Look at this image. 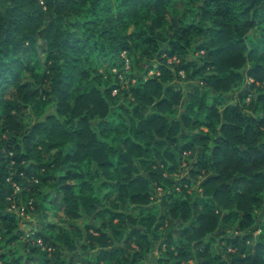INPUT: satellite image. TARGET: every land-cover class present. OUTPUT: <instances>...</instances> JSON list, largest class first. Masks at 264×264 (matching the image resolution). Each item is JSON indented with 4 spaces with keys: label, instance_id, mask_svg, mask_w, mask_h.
Instances as JSON below:
<instances>
[{
    "label": "trees",
    "instance_id": "obj_1",
    "mask_svg": "<svg viewBox=\"0 0 264 264\" xmlns=\"http://www.w3.org/2000/svg\"><path fill=\"white\" fill-rule=\"evenodd\" d=\"M261 211L264 0H0V264H264Z\"/></svg>",
    "mask_w": 264,
    "mask_h": 264
},
{
    "label": "rangeland",
    "instance_id": "obj_2",
    "mask_svg": "<svg viewBox=\"0 0 264 264\" xmlns=\"http://www.w3.org/2000/svg\"><path fill=\"white\" fill-rule=\"evenodd\" d=\"M122 57L124 59H126V64H125V69H129L130 70V65H129V62L127 60V57L123 54ZM157 62L156 61H153L152 63H146V66L143 67V71H146L148 70V74L147 76H152L153 74H155L157 71L156 70V65ZM136 68L138 67H135V70ZM138 73L135 71L134 73H136L137 75H142L143 71L137 69ZM122 80V78H121ZM135 82V79H132V83ZM174 86L179 89L181 92L185 93L187 92L188 90V86H189V83H185L183 82L182 80H179L177 83L174 84ZM116 94V92L114 91L113 92V95ZM122 102V100H121ZM183 169L181 170V173L180 175L182 177H185L187 176L188 174V165L187 163L183 165ZM197 185L196 184L193 188L194 189H197ZM53 216V215H52ZM52 216H50L49 218V222H54L56 221V218H53ZM264 220V212L261 211V212H258L257 213V218H256V224L254 226V228H252L253 230V237L254 238H257L261 232V224L260 222ZM85 222H87L88 224H92L94 225L95 227H99L100 225V222H99V217L98 216H95V217H92V218H86V220H79L78 221V224L80 226H83V224H85ZM45 227V224L42 220V216L39 215V214H35V215H31V214H27V215H23L22 213H20V229L24 232L25 234V237H31L34 232H39L40 229L44 228ZM89 234H94V230L93 229H90L89 231ZM34 240L31 241V243H33ZM36 242V240L34 241ZM76 245H77V251L75 252H80L79 254V258H82L84 261H91L92 264H95L96 263V256L98 254V251H88V252H85V254L81 255V251H80V248L82 245H88V242L87 240L85 239V236L83 238V240L81 241H76ZM38 244H40V241H38ZM214 250L217 252V253H220L221 254V245L219 246L218 244H215L214 245ZM42 251V250H41ZM65 257L66 258H69L70 255L69 254H65ZM157 251L156 249L152 252H150L144 259L143 263L142 264H156V260H157ZM187 264H194V262L192 261H189Z\"/></svg>",
    "mask_w": 264,
    "mask_h": 264
}]
</instances>
